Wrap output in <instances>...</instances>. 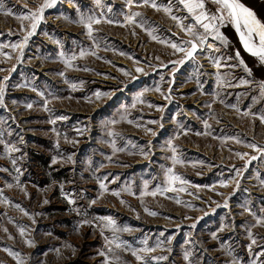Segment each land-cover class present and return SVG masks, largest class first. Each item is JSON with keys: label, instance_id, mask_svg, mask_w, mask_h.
<instances>
[{"label": "rangeland", "instance_id": "obj_1", "mask_svg": "<svg viewBox=\"0 0 264 264\" xmlns=\"http://www.w3.org/2000/svg\"><path fill=\"white\" fill-rule=\"evenodd\" d=\"M41 2L0 0V44H14L23 37L18 17ZM157 2L166 6L168 0ZM241 2L264 21V0ZM207 7L214 9L211 3ZM125 11V0H58L46 10L44 22L19 61L18 51L0 49L11 57L0 55V81L6 85L0 104V264H16L3 249L19 252L25 264H104L106 258L110 264H142L131 249L143 247L145 240L155 248L148 254L149 264H231L225 248L241 264H249L253 257L247 248L248 229L264 245V227H252L255 219L245 211L249 208L260 216L264 208L260 183L264 158L244 168L245 161L258 155L245 145L264 146V124L259 120L264 115V96L258 88L264 81V65L244 51L230 25L221 29L227 47L210 40L219 52H198L194 61L177 64L173 73L169 61L183 54L174 55L166 43H157L140 28L102 22L93 25L90 38L75 22L89 15L123 22ZM132 11L152 22L161 40L188 39L163 12L149 7ZM23 23L27 26L28 21ZM81 50L96 55L81 58ZM236 52L251 69V77L239 66H227L238 64L227 59ZM74 54L77 59L67 67L63 59ZM210 54L221 59L219 70L208 59ZM137 67L143 71L137 72ZM218 72L227 84H217ZM241 78L250 83L234 86ZM157 84L163 95L144 91ZM96 92L106 95L97 99ZM141 92L143 102L132 107ZM150 120L156 123H147ZM109 131L117 135L109 136ZM169 141L183 163L173 166ZM5 144L19 151L8 153ZM236 153L248 156L241 159ZM167 168L188 181L185 191L141 197L145 182L147 191L164 186ZM237 170L241 175L237 176ZM221 180L229 181V186L220 187ZM235 180H239L238 189ZM100 183L109 192L97 199ZM126 187L133 195L124 191ZM62 190L74 199L73 205ZM111 191H119L120 197ZM225 199L228 207H224ZM92 200L96 203L91 204ZM104 217L115 220L118 228L130 229L117 233L121 248L106 245L105 237L111 239L112 232L104 227ZM259 250L253 246V251ZM161 256L167 259H150Z\"/></svg>", "mask_w": 264, "mask_h": 264}, {"label": "snow or ice", "instance_id": "obj_2", "mask_svg": "<svg viewBox=\"0 0 264 264\" xmlns=\"http://www.w3.org/2000/svg\"><path fill=\"white\" fill-rule=\"evenodd\" d=\"M58 3V0H42L40 4H38L34 9H28V11L23 14L22 16H19L18 19L21 20V27L20 30L24 32L25 34L23 37L14 44L10 45H4L0 44V49L10 47L13 51H18L19 55L16 57L17 61L21 59L24 53V49L27 46L29 40L37 34V30L39 26L44 22L45 20V13L46 10L53 8ZM97 3H99V0H97ZM211 3L214 5V9L210 10L207 5ZM125 5L127 11H125L123 16V22H120L119 20H113L111 18L102 19L98 18L96 16H81L78 21H75L76 23L83 26V28L86 30L87 35L92 38V34L94 31L93 25H98L100 23H107V24H116L120 27H126V26H133L136 28H140L141 30L145 31L153 40H156L157 43H166L168 47H170L173 50V54L182 53V57L179 60L176 61H169L170 64L173 65V73L176 71L175 66L177 64H184L186 61H194L196 58V55L198 52H203L205 50H208L209 53L213 52H219L220 49L215 46L214 43L209 42L211 41H219L223 46H228V41L226 37L223 35L221 29L225 27L226 25H230L236 32V34L239 37V42L243 46V49L245 52H247L251 57L255 58L260 64L264 65V21H262L257 13L249 6H247L245 3L241 2V0H168L167 5H161L157 2V0H125ZM143 7H149L157 12H163L169 19L175 22V25L181 32L184 33L185 36L188 37V39L181 40L179 43L172 42V41H164L161 40L156 34L155 29L152 27V22H150L141 12L139 11H132L133 8H143ZM183 11L186 13V15H177L176 12ZM23 21H28L27 26L23 23ZM135 35V33H132ZM96 55L95 52L87 53L84 50H81L79 53V57H84L85 55ZM0 55H4L7 58H11L8 56L7 53H4L0 51ZM63 58V56H62ZM99 58V57H98ZM77 56L74 54L70 58L63 59L64 64L67 67L72 66V61L76 60ZM131 59V57H129ZM157 59H159L157 57ZM208 59L210 62L213 63L214 67L219 70L222 67V62L220 58H217L213 55H209ZM228 60L235 59L238 64H228L227 66L230 68H235L237 66L241 67L245 73L249 77L252 76L251 69L247 66L245 61L241 59L240 53L236 52L234 56L229 55L227 57ZM167 67V65H165ZM87 71V69H84ZM0 71H3V69H0ZM123 71V70H121ZM137 72H142L143 69L137 67ZM124 75H130L128 72H124ZM61 76L64 75L63 72L60 73ZM163 80V77H161ZM8 80V77H4V81ZM174 83V79L169 81V91L171 90V85ZM228 81L219 75V72L217 73V84L218 85H225ZM250 83L249 80L241 78L239 80L238 85L234 86H240ZM232 86V85H230ZM5 87L3 81H0V104H3L4 100V93H5ZM73 87H75L73 85ZM258 88L260 91V95L264 96V81H261L258 83ZM33 91H36V89H32ZM156 91L161 92L160 85L157 84L154 89H145L144 91ZM38 95H42V93H37ZM163 95V93L161 92ZM106 95L105 93L96 92L95 96L97 99H100L101 96ZM144 95V92H141L139 95H137L134 98L132 107H135L137 103H142V97ZM56 97H54L55 99ZM167 98V97H166ZM49 101L45 99L44 101V109L45 111H48V105ZM28 108H31L32 105H27ZM148 107H154V105L149 104ZM209 108H211V105H208ZM232 107L235 108L233 105ZM160 110V109H158ZM239 111V109H236ZM248 113H244V115H247ZM57 119H64V117H57ZM121 119H126V117H121ZM259 120L262 124H264V115H261L259 117ZM118 121L113 120L111 123L115 124ZM129 123H132V121H128ZM49 123H55V120H50ZM147 123L153 124L156 123V121H148ZM137 127H141L142 125L137 124ZM209 125L205 122V128H208ZM146 132H150L151 129L145 128ZM155 135V133H152ZM200 133H198L199 135ZM207 135L208 133H204ZM109 136H116L117 133H114L112 131L108 132ZM240 141L237 140V143ZM0 143H3V141H0ZM246 147L252 149L254 152H256L258 155H253L249 158V160L245 161L244 168L245 170L248 168V165L252 160H257L258 158H264V146H258L257 144L250 143L245 145ZM113 152L115 153L117 151L115 147V143L113 141L112 144ZM5 151L8 153L19 151V149L15 147H11L7 144L4 145ZM168 150L171 151V162L173 166L176 164L183 163L182 160L177 156L176 147L171 143V141L167 144ZM122 150V149H120ZM142 155L147 156V153L143 150L141 151ZM237 156H240L241 159H243L245 156H248V153H236ZM110 159V158H109ZM69 160H71V157H69ZM13 164L16 163L15 160L12 161ZM53 163H56L55 158H53ZM19 171V169H17ZM241 175L240 170H237V176ZM164 186L160 187L157 186V188L154 191H147L148 185L147 182L144 184L143 190H141V197L144 195H151L156 196L157 194H162L164 192H177V191H185L184 185L188 184V181L185 180L183 177L177 175L173 168H167L164 171ZM236 184V188H239V180L234 181ZM261 185L264 186V179L260 181ZM179 184V187H176V185ZM229 181L221 180L220 181V187H228ZM100 193L97 197L103 195L105 192H109V189L106 184L100 183ZM62 188V186H61ZM124 191L128 192L129 195H133L131 188L126 187ZM235 191V190H234ZM111 194L116 196L117 198L120 197L119 191H111ZM219 195H223V193H218ZM62 195L67 200L69 205H73L75 203L74 199L71 198L70 194L63 193ZM47 201H45L46 203ZM177 203H180L179 199L176 200ZM91 204L96 203V200H92L90 202ZM121 203H124L123 200H121ZM17 208H19V205H16ZM217 207H220V205H217ZM224 207H228L227 199H225ZM245 211L249 213V215L253 216L255 219V224L252 225V227L261 226L264 227V208L260 209L261 215L257 216L256 213L252 212L249 208H245ZM27 214V213H25ZM149 215H156L155 212H149ZM104 227H107L112 232V238L109 239L108 237H105L106 245L111 246L115 245V248L119 249L122 247V244L117 242L119 241V237L117 235L118 232L121 231H130L128 228H118L116 226L115 220H113L111 217H104ZM84 223H89V221L85 220ZM192 227H195V224L192 225ZM6 231V230H5ZM20 235H24V229H20ZM101 235H104L103 230L101 231ZM164 234L161 233V236ZM213 239H216V234L213 233ZM11 238V237H9ZM248 239L250 240V243L247 245L248 251L252 254V259H250L249 264H264V245L258 244L257 239L254 237L252 231L248 229ZM171 242V239L169 238V243ZM26 244L29 246H32V242L26 240ZM253 246L258 247L259 251H253ZM159 247V244L157 245ZM4 251H7L8 254L16 261V264H25V260L21 258V254L19 252H14L9 249H3ZM108 250L111 252L112 248L109 247ZM155 251V248L148 246L147 240L144 241V246L138 249H131V254L136 258L137 261L142 262V264H149V258L148 254ZM226 255L232 257L231 264H241V261L236 259L232 252L228 249H224ZM143 254V255H142ZM100 255L104 256L105 253L101 252ZM189 253H185L184 259L188 260ZM150 259H160L164 260L167 259V257H151ZM116 260H119V257H116ZM104 264H110L109 260L106 258Z\"/></svg>", "mask_w": 264, "mask_h": 264}]
</instances>
